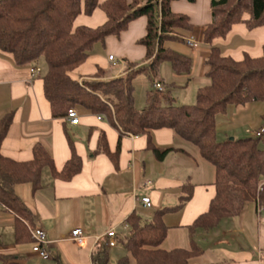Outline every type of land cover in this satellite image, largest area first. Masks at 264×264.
I'll return each mask as SVG.
<instances>
[{"label":"trees","instance_id":"1","mask_svg":"<svg viewBox=\"0 0 264 264\" xmlns=\"http://www.w3.org/2000/svg\"><path fill=\"white\" fill-rule=\"evenodd\" d=\"M173 1L0 0V49L9 53L17 66L35 65L44 59L47 69L41 76L43 96L51 117L63 119L70 150L60 170L40 142L33 145L30 159L5 156L1 143L11 126L13 112L0 119V205L14 215V243L33 240L29 232L32 212L17 196L14 186L30 183L35 191L42 185L45 168L53 178L65 181L82 169V158L65 119L71 107L102 115L118 130L115 151L109 150L104 133L95 149V153H105L114 163L119 156L120 139L129 133L146 136V148L157 159H164L173 147L157 146L151 132L169 128L196 145L201 157L214 167V195L207 209L186 226L188 247L165 249L162 243L169 228L163 216L191 199L195 185L190 182L180 186L178 204L155 210L148 220L135 210L126 217L128 235L122 242L135 264H190L192 258L203 253L194 238L198 229L207 231L222 219L238 216L250 201L264 209V135L217 139V115L226 113L229 106L264 101V47L259 56L246 54L237 60L224 55L215 43L227 36L235 24L243 23L247 29L264 25V0H210L211 19L202 32L203 42L209 47L205 60L208 83L196 89L192 104H176L172 96L176 85L159 77L163 62H169L176 74L189 73L192 64L189 56L166 46L169 41H184L193 28L187 14L172 10ZM96 8L105 14L103 23L95 27L74 25L78 15H90ZM140 17L146 20L145 33L136 41L145 51L142 63L128 61L125 73L113 78H105L107 72L101 68L88 79L71 76L95 44L104 45L110 36L120 38L129 24ZM142 73L148 76L152 87L146 92V106L137 110L133 80ZM155 83L161 84L162 89H156ZM261 119L263 128L264 111ZM0 258L3 264L8 263L7 258ZM96 264H108V256L103 254Z\"/></svg>","mask_w":264,"mask_h":264},{"label":"crops","instance_id":"2","mask_svg":"<svg viewBox=\"0 0 264 264\" xmlns=\"http://www.w3.org/2000/svg\"><path fill=\"white\" fill-rule=\"evenodd\" d=\"M171 8L190 17L193 28L185 38L192 36L197 47H188L185 38L184 41L167 42V47L189 56L192 64L189 73L176 74L172 70L169 82L162 79L176 85L174 89H187L196 77H206L208 70L205 60L209 47L203 42L202 32L211 19L210 0H175ZM104 21L105 14L96 8L90 15H78L74 25L95 27ZM145 24V18L140 17L129 24L120 38L110 36L106 39L105 47L117 44L125 52L122 54L126 60L124 65L117 67V60L114 63L109 60V55H112L109 52L107 60L112 68L102 66L100 62L105 59L101 53H93V49L85 62L71 72V76L79 80L88 79L101 68L107 72L105 78H113L125 73L128 61L142 63L145 51L136 40L145 33ZM215 43L224 55L237 60L246 54L259 56L264 47V25L247 29L243 23L235 24L227 36L215 40ZM173 44L179 45V49ZM32 67H35L34 64L15 65L12 56L0 49V119L7 112H13L11 126L1 143V152L16 160H27L31 158L33 145L40 142L52 156L57 170H60L70 156L63 119L51 117L49 105L43 96L41 75L36 73L31 76ZM256 102L232 106L233 116L242 115L239 116L241 121L248 124L249 119L245 115L253 107L264 111V105L254 106ZM76 110L80 116L79 124L68 123L67 126L83 161L81 171L73 179L65 181L53 178L45 168L47 170L42 172L39 189L34 191L30 183L14 186L17 196L32 212L33 225L46 232L49 258L41 259L32 253L33 240L14 243V215L2 205L0 256L7 258V264H33L39 261L45 264H96L103 254L108 256L107 248H114L118 240L122 241L117 229L128 232L125 219L133 210L148 220L155 210L178 204L179 188L185 182L195 185L193 195L182 208L164 214L163 221L169 228L162 246L165 249L188 247L190 238L186 226L207 209L214 195L213 165L201 157L196 145L169 128L151 132L152 141L157 146L173 147L164 159H157L146 148V136L125 134L120 139L119 156L114 163L105 153H95V149L100 134L104 133L109 150L115 151L118 130L105 119H97V115L78 108ZM227 113L228 108L226 113L217 115V132L221 124L233 126ZM261 126L253 129L249 136H254ZM72 129L76 133L86 134L85 143L71 136ZM143 197L150 198V207L143 205ZM263 218L264 210L258 213L257 203L250 201L238 216L222 219L216 227L205 232L197 230L194 238L203 253L192 258L190 264H264ZM74 228H81V243L71 235ZM111 228L116 233L114 246L106 245L105 234ZM8 238H12V242L9 241L11 243L6 246L3 240ZM125 257L127 259L123 261ZM131 261L135 264L133 257L126 255L119 259V264H130ZM0 264H3L1 258Z\"/></svg>","mask_w":264,"mask_h":264},{"label":"rangeland","instance_id":"3","mask_svg":"<svg viewBox=\"0 0 264 264\" xmlns=\"http://www.w3.org/2000/svg\"><path fill=\"white\" fill-rule=\"evenodd\" d=\"M75 23V20H74ZM137 41V40H136ZM175 46H177V48L179 49V45L177 44H173ZM176 49V47H174ZM94 49V50H93ZM93 53H101V56L103 57V61L100 62V64L102 66L108 65L110 66L111 64H109V61L107 60V55L110 53H112V55L115 57V60H117V62L119 63L117 67H119L120 65H124L126 63V60L124 59V57L122 56V54H125V52L122 51V48L119 45H108L107 47H105V45H102L101 43H97L93 46L92 48ZM91 50V51H92ZM102 51V52H100ZM137 60V59H136ZM140 61V60H138ZM35 67L39 68V75H43L46 72L47 69V65L44 61L43 58H40L39 61L34 65ZM107 66V67H108ZM112 68V66H110ZM115 68V67H113ZM172 72L171 69V65L169 62H163L160 65L159 68V77L160 78H164L167 82L170 81V74ZM208 83V79L206 77H202L200 78L199 76L196 77L189 85V87L187 89H182V88H176L172 90V96L174 98V102L176 104H192L195 102V91L199 86L205 85ZM162 86V85H161ZM133 87H134V91H133V95H134V106L137 110H141L142 108H144L146 106V92L152 87L151 82L148 78V76L146 74H138L134 80H133ZM254 106H262L264 105V101H258L256 102ZM234 108H232V106L228 107V113L227 116L230 118V120L233 121V126L228 127L226 125L221 124L218 127V132H217V139L219 141H223L226 140L228 138H234L235 135H239L238 138H244V137H248L250 132L259 127L262 124V119H261V110H259V107L257 109V107H253V109H251V111H249L247 113L248 116V124H244V122H242L239 116L242 115H238L236 117L233 116L232 111ZM82 110V109H81ZM83 112V110H82ZM244 116V114H243ZM80 117V116H79ZM231 130L232 132L228 131ZM235 133V134H232ZM233 135V136H232ZM71 136L76 139L77 141H82L83 143H85L86 141V134L83 135L81 134V132H75L73 129L71 130ZM47 170V169H45ZM201 232H205L206 230L204 229H198ZM117 233H119L121 239H124L125 235H128V232L123 230L122 228H118L117 229ZM12 238H8L6 240H3L6 244V246L12 242L11 240ZM11 241V242H9ZM107 253H108V264H119V259L128 255V251L125 249L124 247V243L120 240H118L117 245L112 248H107ZM99 255V253L97 254ZM96 255V257H97ZM96 262V260H95ZM134 261H131L130 264H134ZM33 264H45L44 262H34Z\"/></svg>","mask_w":264,"mask_h":264},{"label":"built area","instance_id":"4","mask_svg":"<svg viewBox=\"0 0 264 264\" xmlns=\"http://www.w3.org/2000/svg\"><path fill=\"white\" fill-rule=\"evenodd\" d=\"M185 44L190 48L197 47V42L192 38V36H188L185 38ZM108 58H109V60L113 61V63H114L115 59H114L113 55H109ZM38 72H39V68H37V67L30 68L31 76H34ZM154 87L156 89H162V86L159 83H155ZM65 119L71 125L79 124L80 117L78 115L76 108H74V107L69 108L66 112ZM97 119L101 120V119H104V117L102 115H97ZM128 135L133 136V134H131V133H129ZM263 135H264V127L260 128L259 130L254 132V136H263ZM142 203H143V205H145L147 207L151 206V202H150L149 197H143ZM263 210L264 209L262 207L258 206V213H261ZM263 221H264V218H263ZM29 232H30V235L33 239L32 253L41 259H48L49 258V252L47 249L48 241H47V235H46L45 230L39 226L33 225V226L29 227ZM115 234L116 233H115L114 228H111L106 232V234H105L106 245H108V246H114L115 245ZM71 235H72L73 239L75 241H77L78 243L82 242L83 237H82L81 228H74L71 231Z\"/></svg>","mask_w":264,"mask_h":264}]
</instances>
